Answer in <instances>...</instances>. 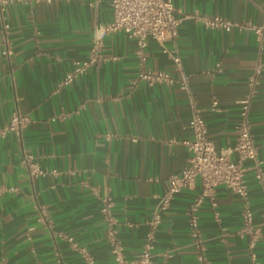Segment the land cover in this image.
Here are the masks:
<instances>
[{
  "label": "crops",
  "instance_id": "1",
  "mask_svg": "<svg viewBox=\"0 0 264 264\" xmlns=\"http://www.w3.org/2000/svg\"><path fill=\"white\" fill-rule=\"evenodd\" d=\"M170 1L181 19L165 47L179 56L181 72L149 38L146 64L173 77L152 85L136 78L135 39L121 30L103 33L110 0L11 1L0 9V128L15 110L29 117L19 133L0 135V264H114L103 197L111 201L122 254L135 257L157 194L187 164L182 140L191 135V111L181 74L222 151L235 143L238 101L256 65L248 118L262 180L246 174L251 230L243 229L241 198L218 184L215 204L204 198L194 211V235L195 178L162 212L150 253L152 264H264V30H224L192 17L261 25L264 0ZM96 35L99 58L62 82L75 60L88 58ZM27 153L42 173H29Z\"/></svg>",
  "mask_w": 264,
  "mask_h": 264
},
{
  "label": "built area",
  "instance_id": "2",
  "mask_svg": "<svg viewBox=\"0 0 264 264\" xmlns=\"http://www.w3.org/2000/svg\"><path fill=\"white\" fill-rule=\"evenodd\" d=\"M11 1L26 3L39 0H0V9ZM110 5L112 19L103 26V33L121 30L128 37L135 39V53L138 60L136 78L145 80L149 85L156 82H171L173 80L171 74L165 70L149 67L146 64V56L144 54V48L148 39H154L161 45L162 50L171 57L175 69L181 72L179 56L173 50H168L165 47V42L175 38L177 25L181 19L174 16L175 9L171 1L110 0ZM192 17H197L207 26L219 27L224 30H230L232 27L250 29L257 35H260L264 30V23L261 25H256L249 21L236 23L219 15H193ZM101 48V37L96 35L92 40L88 58L85 60H75L73 68L65 74L62 82H70L76 74L85 71L89 64L94 63L99 58ZM258 73L259 65H256L247 78L249 90L245 97L238 101L239 119L235 125V143L232 147L222 151L216 150L213 140L209 137L201 109L196 105L192 97L187 78L181 74L179 87L187 96L191 111L188 124L191 135L182 140L188 151L187 164L178 172L171 173L167 178L166 189L162 193L157 194V200L148 219L150 226L148 237L140 252L133 258H126L122 254L121 243L115 237L114 230L112 229L111 201L109 198H102L101 212L108 225L114 264H152L150 253L152 235L160 223L161 214L168 208L172 197L180 190L191 187L195 178H199L201 189L194 198L189 217V226L194 235H197V216L194 211L204 198H207L212 205L215 204V187L218 184L225 185L241 198L243 229L251 230L252 213L249 208L246 174L251 170L256 180H262L260 160L257 156V148L250 130L248 118L249 106L258 84ZM212 105H216L215 99L212 100ZM28 121L29 117L27 115H23L15 110L11 112L6 125L0 128V135L5 134L9 130L19 133ZM231 153H235L236 156L232 158ZM31 159V154H24L23 162L26 164L29 173L32 175L42 173L40 168ZM67 239L72 241L70 237H67ZM199 257L202 258L201 255ZM252 264L256 263L253 261Z\"/></svg>",
  "mask_w": 264,
  "mask_h": 264
}]
</instances>
